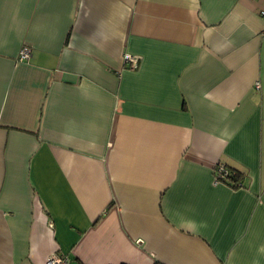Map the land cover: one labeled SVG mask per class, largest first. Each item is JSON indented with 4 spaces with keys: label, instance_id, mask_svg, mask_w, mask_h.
Here are the masks:
<instances>
[{
    "label": "crops",
    "instance_id": "1",
    "mask_svg": "<svg viewBox=\"0 0 264 264\" xmlns=\"http://www.w3.org/2000/svg\"><path fill=\"white\" fill-rule=\"evenodd\" d=\"M263 4L0 0V264H264Z\"/></svg>",
    "mask_w": 264,
    "mask_h": 264
},
{
    "label": "built area",
    "instance_id": "2",
    "mask_svg": "<svg viewBox=\"0 0 264 264\" xmlns=\"http://www.w3.org/2000/svg\"><path fill=\"white\" fill-rule=\"evenodd\" d=\"M260 16L264 19V4L263 7L259 10ZM30 54V49L28 46H23L20 50L19 60L27 58ZM124 62L128 63L129 68H136L139 62V57L130 53H124L123 55ZM214 183L221 182V179L226 177L227 169L224 164H217L214 167ZM45 264H68V257L63 254H52L50 255Z\"/></svg>",
    "mask_w": 264,
    "mask_h": 264
},
{
    "label": "trees",
    "instance_id": "3",
    "mask_svg": "<svg viewBox=\"0 0 264 264\" xmlns=\"http://www.w3.org/2000/svg\"><path fill=\"white\" fill-rule=\"evenodd\" d=\"M227 169L226 177L221 179V182L227 184L228 186L237 187L239 186L243 179V172L235 167L225 166Z\"/></svg>",
    "mask_w": 264,
    "mask_h": 264
}]
</instances>
